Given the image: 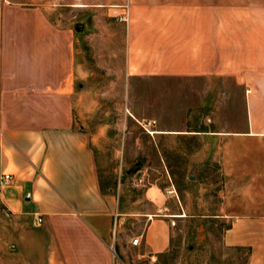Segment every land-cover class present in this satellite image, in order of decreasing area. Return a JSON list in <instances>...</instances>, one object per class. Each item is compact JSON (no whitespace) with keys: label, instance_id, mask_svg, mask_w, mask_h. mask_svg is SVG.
<instances>
[{"label":"crops","instance_id":"0c3cea01","mask_svg":"<svg viewBox=\"0 0 264 264\" xmlns=\"http://www.w3.org/2000/svg\"><path fill=\"white\" fill-rule=\"evenodd\" d=\"M33 1L0 0V264H117L112 251L121 260L137 247L130 218L146 220L134 234L139 255L153 259L169 248V221L158 214L167 198L150 184V209L129 212L103 185L105 135L90 130L97 104L80 93L92 79L88 63ZM125 3L103 6L120 18L121 35L99 66L118 59L127 87L142 81L160 91L165 80L184 81L181 89L199 91L201 104L214 100L221 127L204 134L219 141L237 210L223 243L249 249L247 264H264V0ZM3 174L11 175L7 185Z\"/></svg>","mask_w":264,"mask_h":264},{"label":"rangeland","instance_id":"374dc122","mask_svg":"<svg viewBox=\"0 0 264 264\" xmlns=\"http://www.w3.org/2000/svg\"><path fill=\"white\" fill-rule=\"evenodd\" d=\"M33 5L45 9L48 20L73 39L78 59L88 63L92 79L86 80L80 93L86 101L90 95L97 104L90 130L101 129L105 135L101 139L105 149L100 171L103 185L112 188L119 205L129 212L150 209V202L144 199L150 184L157 185L167 198V210L158 214L169 221V248L153 259L141 257L140 246L126 248L121 260L126 264H247V249L223 243L237 210L232 207V188L225 186L216 154L219 141L204 134L221 127L214 100L204 98L201 104L199 91L181 89L184 81L165 80L167 89L160 91L142 81L127 87L117 71L118 59L107 70L99 66L110 62L103 53L105 46H120V18L107 9L126 6L125 0H34ZM109 32L115 42L104 39ZM191 93L194 100L185 103L184 96ZM148 122H155L150 125L152 135L143 126ZM222 126L226 128V124ZM173 129L198 135L181 136L170 132ZM146 224L144 218H130L126 223L130 239Z\"/></svg>","mask_w":264,"mask_h":264},{"label":"built area","instance_id":"2783aa9c","mask_svg":"<svg viewBox=\"0 0 264 264\" xmlns=\"http://www.w3.org/2000/svg\"><path fill=\"white\" fill-rule=\"evenodd\" d=\"M154 123L155 122H148L147 124L143 125L144 128H145V130H146V132L148 134H150V135H152V131L150 130V125L151 124H154ZM10 179H11V175L10 174H3V176H2V184L3 185L9 184ZM38 222H41V219L40 218L38 219ZM130 243L133 246H138L140 244V238L136 236V237H134V238L131 239ZM112 253H113V259L117 260V264H125V262H123L122 260H120L118 258V256L116 254H114L113 251H112Z\"/></svg>","mask_w":264,"mask_h":264},{"label":"water","instance_id":"95a60500","mask_svg":"<svg viewBox=\"0 0 264 264\" xmlns=\"http://www.w3.org/2000/svg\"><path fill=\"white\" fill-rule=\"evenodd\" d=\"M75 29L78 31V26H76Z\"/></svg>","mask_w":264,"mask_h":264},{"label":"trees","instance_id":"16d2710c","mask_svg":"<svg viewBox=\"0 0 264 264\" xmlns=\"http://www.w3.org/2000/svg\"><path fill=\"white\" fill-rule=\"evenodd\" d=\"M249 251V249H247Z\"/></svg>","mask_w":264,"mask_h":264}]
</instances>
